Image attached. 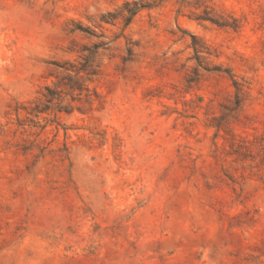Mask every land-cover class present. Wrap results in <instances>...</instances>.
Returning a JSON list of instances; mask_svg holds the SVG:
<instances>
[{"label":"rangeland","instance_id":"374dc122","mask_svg":"<svg viewBox=\"0 0 264 264\" xmlns=\"http://www.w3.org/2000/svg\"><path fill=\"white\" fill-rule=\"evenodd\" d=\"M0 264H264V0H0Z\"/></svg>","mask_w":264,"mask_h":264}]
</instances>
